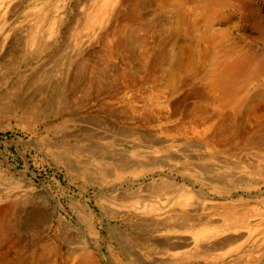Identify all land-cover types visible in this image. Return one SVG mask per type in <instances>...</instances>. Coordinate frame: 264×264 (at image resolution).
Instances as JSON below:
<instances>
[{
  "label": "rangeland",
  "instance_id": "rangeland-1",
  "mask_svg": "<svg viewBox=\"0 0 264 264\" xmlns=\"http://www.w3.org/2000/svg\"><path fill=\"white\" fill-rule=\"evenodd\" d=\"M114 1L0 0V196L5 191L13 193L28 187H33L35 192H50V200L41 196L30 198L26 207L39 211L41 224H51L52 232L57 229L56 219L59 216H65L73 226H79L80 201L85 202L88 210L94 213L96 221L94 233L89 235L96 240L103 239L101 243L104 255L98 256L100 264H108V261L125 264L131 257L141 262L147 260V264H243L247 261L251 264H264V235L261 234H258V240L255 241H237L211 251V255L182 257V260L180 254L156 247L151 240L120 239L109 234L123 232L126 228L119 217H110L108 213L102 215L104 212L114 214L119 204L129 206L136 202L137 205H142L152 201H165L162 194L156 192L163 174L151 175L147 172L135 178L132 172L125 171L122 176L113 174L108 181H104L100 177L104 169L100 167H109L107 170L111 173V162L128 164L131 160H141L147 169L169 172L177 181L187 185L194 182L196 189L204 190L211 201L213 198L212 203L203 204L199 200L194 202L201 208L204 205V213L211 219L214 217L212 221L216 219L217 224L220 220L213 213L226 208L248 212L256 205L264 209V130L254 138H247L241 133L227 141L220 138L221 149L212 152L204 148L196 151L192 144L202 139L191 134L187 140L178 139V144L167 151L156 152L154 149L157 146L148 142L150 137L154 138V134L159 133L158 124L148 126L137 118H127L132 108L147 114L160 110L153 103L146 105L144 102L151 89H154L146 78L158 77L154 76V70H159L161 65L156 55L160 47L159 40L163 38L161 45L172 50V44L168 41L172 36L169 27L181 25L183 33L187 22L183 20L182 24L174 16L159 20L163 15L161 6L167 3V9H172L173 4L178 5L181 0H131V9L127 8L120 14L112 9ZM103 2H108L111 8L107 11L109 14L100 21L97 7ZM260 2V13L264 14V0ZM8 3L10 5L5 7ZM13 3L18 4H14L17 5L15 7ZM186 4L191 7L198 5L197 1H187ZM224 13L219 12L213 18L214 30H225L223 25L217 23ZM235 14L229 28L228 42L254 53L256 57L249 63L246 86L251 88L254 84L263 91L264 71L261 67H264V29L261 24H253V18L246 24L238 22V13ZM207 15V12L198 8L193 10L192 16L197 21L195 34L204 31V18ZM72 17L78 18L76 22ZM30 30L38 33L34 40L28 39ZM15 37H18L17 42ZM205 45L202 43V47ZM142 50L148 51L150 55L140 63L137 52ZM78 64L84 68H77ZM164 66L168 74H162L155 87L164 88L169 95L176 82L178 83L175 98L161 109L163 115L172 116L174 113L178 118L166 126L174 128L175 124L185 122L191 116L199 118L212 115V92L202 78L203 73L208 71L207 68H203L201 74L191 79L179 70L178 63L172 62ZM40 67L42 68L39 70ZM47 70L51 72L50 77L45 74H50ZM244 77L242 75V79ZM130 82L133 85L126 87L127 89L122 87L123 83ZM51 84L56 86L52 87ZM170 84H173L172 87ZM56 90L60 93L59 96L53 95ZM126 91L131 94L132 101L126 99ZM260 108L258 106L257 109ZM239 116L242 121H238L244 124V115ZM252 124L254 122L247 123L248 126ZM215 130L221 131L214 128L213 132ZM133 132L136 133L134 137L131 135ZM208 134L204 138L212 141V130ZM161 147L164 148V144H160L159 148ZM189 150L192 154L198 153L191 158L187 156L183 164H176L169 158L175 152L190 154ZM166 162L173 164L174 170L167 167ZM127 178L136 183L125 182ZM117 196L119 199H116ZM100 218L104 221L101 222ZM131 220L138 219L132 217ZM209 227L212 228L211 225ZM142 229L147 230L148 227L143 226ZM74 237L78 238L77 235ZM64 245L73 244L64 241Z\"/></svg>",
  "mask_w": 264,
  "mask_h": 264
},
{
  "label": "bare ground",
  "instance_id": "bare-ground-1",
  "mask_svg": "<svg viewBox=\"0 0 264 264\" xmlns=\"http://www.w3.org/2000/svg\"><path fill=\"white\" fill-rule=\"evenodd\" d=\"M22 1L32 2L34 0H22ZM22 1L20 0V2ZM185 1L186 2L188 1V3L197 1L198 5L197 7L187 6L188 4L185 5L186 2L183 3V1L181 0L178 5L173 4L174 8L172 9H167V5H166L167 3L160 7L161 8L160 10L161 12H163V15L159 20H164L170 16H174V18H176V20H180L182 24H183V20L187 22V27H185L186 29L185 32L183 33H181V27H182L181 25L179 26L178 24H174L172 28L169 25L170 26L169 33H171L172 36L169 38L168 41L170 42V44H172L171 45L172 50H169L168 48H166V46L161 45L163 43V38L159 40L160 47L158 48L156 55L158 56L159 58L158 61L161 65L159 66L160 67L159 70H156V68L154 70L155 72L154 76H158V77L146 78L148 79L149 82L153 84L154 89L156 88L155 90L157 91L151 89V93H149L145 97L144 102L146 105L148 103L150 104L153 103L160 110L158 112L153 111L152 113L150 112L147 114L144 111L141 110L138 111L132 108V112L130 116H127L128 119L137 118L144 125L147 124L148 126H153L154 124H158V126L160 127V131H158L159 133L154 134V138L150 137L149 142L147 141L150 145L157 146V148L154 149L156 152L167 151L168 149L172 148L174 145L178 144L177 142L178 139H182V138L185 140L189 139L190 134L193 137L202 139L195 144L191 143L192 147H194L196 151L199 152L201 148H204L206 151L212 152L215 151V149H219V150L221 149L219 147L220 138L221 139L225 138L226 141L231 138L234 139L236 138L234 136L237 133L239 134L241 133L242 136H245L247 138H254L258 134V132L264 130V90L262 91V89H258V87H256V85L254 84L251 88L250 87L247 88L246 86V84L248 83V81H246V74H249L250 72L249 63L256 56L254 55L253 52H248L243 47H236L234 45H231L230 42H228L230 40V29H229L231 27L230 24L234 21V17H236L235 14L236 12L238 13L237 14L239 18L238 22H242L246 24L247 22H249V20H252L251 18H253L252 20L253 24L255 25L261 24L262 25L261 27L264 29V14L260 13V9H259L261 5L260 1L262 0L259 1L185 0ZM198 1L200 3H198ZM130 2L131 0H115L114 3L112 4L113 5L112 9L114 11H117L118 14H120L121 11L125 12L127 8L131 9ZM14 4H18V3H13V6H15ZM9 5L10 4L8 3L5 7ZM15 7H13V9H15ZM47 8H45V10ZM109 8H111V5H109L108 2H103L97 7L98 13L97 12L96 13L100 18L99 19L100 21L103 19V17H105L106 14H109V12H107ZM197 8L202 12H207L208 15L206 16V18H204V25H205L204 31L195 34L194 31L197 29V21L195 20V18H193L194 15L192 16V14H193V10H197ZM219 12H225L224 15H222L223 18L217 22L219 25H223L225 30L221 29V31H216L214 30V27H212L213 24H215V22L213 21L215 19L213 18ZM137 17H138L137 19L139 20L140 16L138 15ZM73 18L74 17H72V19ZM77 19H73V20H75L76 22ZM89 21L90 20H88L87 22ZM29 32L30 34L28 39L34 40L35 37L37 36L36 34L38 33H35L34 30H30ZM72 32L70 35H72ZM17 38L15 37L16 42H17ZM18 43L16 44L13 43V44L18 45ZM202 43L206 44L205 47H202ZM19 44H23V43H19ZM50 55L51 54H49V56ZM149 55L150 53L148 51L145 50H142V52L138 51L137 52L138 61L140 63L144 62L149 57ZM172 62L174 64L178 63L179 70L182 71L184 75H187L191 79H195L197 75L202 73L201 71L203 70V68H207L208 71L203 73L202 78L209 85L208 88H210L212 92V115L203 116L199 118L196 116H191L187 120L185 119L186 120L185 122H181L180 124H175L174 128H168L166 126L167 123H170L178 118V116L174 113L172 116L163 115L161 111L162 106L169 105L170 102L173 100V97L175 95L174 92L176 91V87L178 83L176 82L177 85L175 84L173 91L169 93V95L165 92L164 88H158V86L157 87L155 86L156 84H159L161 78L160 76L168 72L164 64H169ZM83 63L84 62H82V64ZM59 64L58 66H60ZM82 66H79L78 64L77 68H84ZM41 68L42 67H40L39 70ZM60 70L62 69L60 68ZM69 70H70V66H68L67 68V71ZM261 70L264 71V67L263 68L261 67ZM47 71L50 72L49 70ZM59 73L61 72H58V74ZM45 74L50 77L51 72L50 74L48 73ZM242 75H245L244 79H242ZM183 80L184 79H182V81ZM242 80H244V83L242 82ZM131 82L123 83L122 87L125 89L126 87L133 85L131 84ZM55 83L57 84V82ZM135 85H137L136 82ZM53 86L56 85H52V87ZM124 89H119V90L124 91ZM53 92H54L53 93L54 96L60 94L57 90ZM125 93L127 97L126 99L128 101H132L131 94L127 91ZM258 106L259 107L261 106L259 110L257 109ZM240 114L244 115L246 119V122L244 124L243 122L240 123L238 121V119L241 120L239 116ZM248 122L249 123L254 122V124L248 126L247 125ZM214 128L221 129V131L215 130L213 132ZM211 130H212L213 143L211 140L204 138V135L208 134L209 131ZM134 134L136 133L133 132L131 134L132 137H134ZM160 144H164V148L162 147L159 148ZM190 151L191 150H189V153L191 155L186 152H180V153L175 152L174 154L169 155V158L170 160L175 161L176 164L178 163L183 164V161H186L187 156L191 158L192 155L196 156V154L198 153L197 152L196 154H192V152ZM262 154L264 157V153ZM103 157H105V154ZM221 161H224V159H221ZM111 163H109V165L112 166L111 167V170L113 169L111 172L112 174L109 173L107 170L109 167L107 169L104 167H100L102 170L104 169L103 171H101V175H100L102 180L108 181L109 176L113 174L115 176H122L124 175L125 171L132 172L135 178L137 175L142 176L143 173H147V172H149L151 175L163 174V176L161 175L162 177H160L161 180L159 181L160 182L159 186L156 187V192L162 194V197L165 198V201L164 200L152 201V202L144 203L142 205H137V202L136 204L129 206H124V204L122 206L119 204L117 205V208L114 214L112 215L107 211L104 212L102 215H107L108 213V216L110 217L111 216L119 217L121 219L123 226L126 228L123 232H110L109 234L113 237L120 239L126 238L129 240L145 238L146 240H151L152 243L156 245V247L159 246V248L160 247L165 248L166 250L175 252V254L178 255L180 254L182 260V257L198 256L201 254L211 255V251L231 245L237 241L238 242L243 241L244 243L245 241H255L258 240V234L264 235V209L259 206L255 205V207L253 208L251 207V209L248 212H239L237 210L235 211L230 208L217 211L213 213V215H216L217 220L218 221L220 220V223L217 224L218 222L217 223L215 222L216 219L214 220V222L212 221L214 217H212L211 219L206 213H204L205 212L204 205L203 208H201L198 207L194 202V200H199L204 204V203H212L213 201V198H211L212 199L211 201L210 198L203 192L204 190L200 191L196 189V187L193 186V184L195 185L194 182H192L193 183L192 185H187L184 182L177 181L174 175L168 174L169 172L166 173L161 169L157 171H152L151 169H147L148 167H146V165H144V163L141 160H136V161L131 160L130 162H128V164L126 162H125L126 164L122 162H118V163L115 162L114 164ZM166 166L169 168L172 167L171 170H174L173 164L166 162ZM119 180L121 179H118V181ZM126 181L127 182L132 181L131 183L135 182V180L128 178L127 180H125V182ZM43 193L38 191L35 192L33 187H28L26 189H23L21 191H16L13 193L12 192L8 193L7 191H5L3 192V196H0V264H100L101 259H99L98 256L100 254L104 255L102 250L103 243H101V240L103 239L100 238V240L99 239L96 240L93 238L92 235H89L90 233H94V227L96 226L94 213L88 210L89 207H87L85 202L80 201L81 202L79 207L80 212L78 211L79 226H75V225L73 226L72 222L69 219H67L65 216H59L56 219L58 225L57 229L55 232H52L51 224H47V225L45 224L46 226L41 224L42 222L40 219V215L38 213L39 211H37L36 209L34 210L26 207V202L30 198H37L41 196L47 200L51 199L52 194L50 192L44 191ZM168 193H172V194L165 195ZM118 197L119 196H117L116 199H119ZM132 217L138 220H131ZM100 219L101 222L104 221L103 218ZM137 223H140L141 224L140 226L142 227H140ZM210 225L212 226V228L209 227ZM143 226L148 227V229L147 230L142 229ZM72 227H74V230L72 229ZM82 233H84V235H82ZM76 235L78 238L74 237ZM103 236L105 237L104 234ZM51 238L52 241H50ZM64 241L72 243L73 245L72 246L64 245ZM262 241H264V239ZM169 254L173 255L174 253H169ZM218 254L220 255L219 252ZM136 262H140V264H147L145 263L147 262V260L145 262H141L138 259L132 257L130 258V260H127L125 264L127 263L136 264ZM108 264H115V263L108 261ZM243 264H251V262L247 261L244 262Z\"/></svg>",
  "mask_w": 264,
  "mask_h": 264
}]
</instances>
